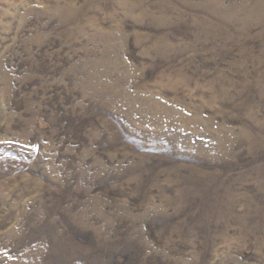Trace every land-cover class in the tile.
<instances>
[{"label": "rangeland", "instance_id": "obj_1", "mask_svg": "<svg viewBox=\"0 0 264 264\" xmlns=\"http://www.w3.org/2000/svg\"><path fill=\"white\" fill-rule=\"evenodd\" d=\"M0 264H264V0H0Z\"/></svg>", "mask_w": 264, "mask_h": 264}]
</instances>
